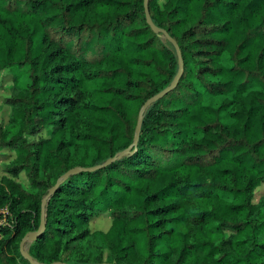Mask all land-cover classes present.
Here are the masks:
<instances>
[{
  "label": "trees",
  "instance_id": "1",
  "mask_svg": "<svg viewBox=\"0 0 264 264\" xmlns=\"http://www.w3.org/2000/svg\"><path fill=\"white\" fill-rule=\"evenodd\" d=\"M149 11L184 70L122 156L179 70L144 0H0V88L11 74L0 150L15 153L0 181V264H34L20 245L45 198L29 247L42 264H264V0ZM103 213L109 228L91 230Z\"/></svg>",
  "mask_w": 264,
  "mask_h": 264
},
{
  "label": "water",
  "instance_id": "2",
  "mask_svg": "<svg viewBox=\"0 0 264 264\" xmlns=\"http://www.w3.org/2000/svg\"><path fill=\"white\" fill-rule=\"evenodd\" d=\"M144 5H145V12H146V17H147V22L150 24V26L153 28V30L155 32H162L165 37L174 44L176 50H177V55H178V61H179V70L176 74V76L174 77L172 83L167 86L165 89H163L162 91H160L159 93H157L156 95H154L153 97L149 98L143 105L142 110L139 113L138 116V121H137V125H136V134L134 137V141L133 143L126 148L125 150H123L121 152L122 156L128 155L138 144L139 141V137H140V133L142 130V125H143V120H144V116H145V112L147 111V109L156 101H158L159 99H161L162 97H164L166 94H168L170 91H172L173 89H175V87L177 86L180 77L183 73L184 70V60L182 57V53L181 50L179 48L178 43L168 34V32L165 29L159 28L153 21L152 16L150 14L149 11V0H144ZM115 159H117V156L112 157L110 159H108L104 165H108L109 163H111L112 161H114ZM100 165L98 166H93V167H74L72 169H70L66 174L65 177H68L71 174L83 171V170H95L97 168H99ZM61 183V180H59L56 185L51 189V192H54L56 190V188L59 186V184ZM46 203H47V198L43 199V207H42V213H41V224L40 227L37 230H34L30 233H28L24 239L21 241V250L24 254V256L29 259L32 263L34 264H42L36 260H34L32 258V256L26 251L25 248V244L28 242H33L37 239L38 235H40L46 227ZM53 264H67L64 262H55ZM101 264H113V263H101Z\"/></svg>",
  "mask_w": 264,
  "mask_h": 264
},
{
  "label": "rangeland",
  "instance_id": "3",
  "mask_svg": "<svg viewBox=\"0 0 264 264\" xmlns=\"http://www.w3.org/2000/svg\"><path fill=\"white\" fill-rule=\"evenodd\" d=\"M165 0H159L160 3H163ZM166 40V39H165ZM2 79L4 82V85L2 88H0V125L6 126L9 120L10 115V106L5 104V97L10 94L8 85L11 83V74L8 70H4L2 73ZM45 135L48 133L45 131ZM15 158V153L12 150L9 149H1L0 150V181H2L4 178L9 177V173L6 170V166ZM17 180L22 183V185L27 189L29 188V181L27 179L26 174L23 172L20 174V176L17 178ZM255 201H259V199L264 198V183L257 188L256 195H255ZM7 208L0 209V221L4 220L2 219L4 214L8 213L5 212ZM112 216L110 213H103L97 217H93L90 221L89 227L91 230H107L109 228L110 222H111ZM1 226V225H0ZM32 242H28L25 244L26 251L29 253V247ZM79 253V247L77 246V242L73 243L70 246L69 251L64 252V256H70V257H76Z\"/></svg>",
  "mask_w": 264,
  "mask_h": 264
},
{
  "label": "built area",
  "instance_id": "4",
  "mask_svg": "<svg viewBox=\"0 0 264 264\" xmlns=\"http://www.w3.org/2000/svg\"><path fill=\"white\" fill-rule=\"evenodd\" d=\"M5 212H8V213H3L4 216H3L2 219L4 220V222H3V221H0V225H6V224H8V222H7V220H6V215L9 214L8 209H7Z\"/></svg>",
  "mask_w": 264,
  "mask_h": 264
}]
</instances>
